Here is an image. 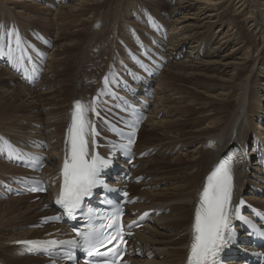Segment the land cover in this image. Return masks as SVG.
<instances>
[{
  "label": "bare ground",
  "instance_id": "1",
  "mask_svg": "<svg viewBox=\"0 0 264 264\" xmlns=\"http://www.w3.org/2000/svg\"><path fill=\"white\" fill-rule=\"evenodd\" d=\"M21 2L27 3L28 1L21 0ZM56 3H59L57 6V15L59 16L58 19L55 17L57 19L55 24H72L82 16L85 21H80L77 24L76 28H80V30L75 32L71 30L72 32L67 33H64L65 31L60 32L56 40L48 32L45 34L46 39L43 35L36 37L33 41L35 47L32 50H34L33 54L37 57L30 58L27 62L32 63V65L38 63L40 61L39 50L43 47L45 49L46 47L47 49L50 47L56 49L53 57L56 54V56L61 55L60 46L67 41V44L62 47V55H65L66 58L57 66V68L63 67V70H53V73L49 74V67L48 72L43 74L37 87H46V93L37 92V87L32 91L30 88L17 86L11 92L3 91V88H0V118H3L2 120L6 119V121L10 120L8 124L0 127V131L10 134L14 126L20 125L16 119L12 118L16 114H25V117H22L23 119L33 118L32 116H34L33 119L36 120V122L33 121L34 125L32 123L24 124L30 127L28 130L21 132L26 134L27 131H30L37 135L36 137L45 138L47 145L50 147L51 158L48 160L49 168L43 172V175L48 179L59 180L57 170H59L60 161L58 157L62 158L63 154L64 136L70 119L69 111L72 112L75 101L90 105L92 97L99 94V92L102 93L101 101L98 103L99 106L104 105L103 101L107 102L108 99H115L105 88L101 87L102 78L109 71L107 66L112 65L113 62L109 60L106 64L107 70L101 73L98 70L100 68L99 60L101 59V63H103L105 62L103 57H107L108 54L109 58L116 56L115 52L113 53V45L119 44L115 40L116 34L120 35L126 29V25L121 23V18L129 20L136 28H143L142 31L137 33L133 31L128 34L127 31L125 37L129 41L128 47L133 50L132 53L135 56L138 55V64L135 62H132V64L127 63L125 65L126 70L121 71L119 68L115 70L123 75H131L139 67V64H146L147 61L156 60L161 56L168 60L167 65L169 68L162 76L161 85L157 84L158 89L160 90V86L162 87L164 84L167 87L166 90H173L175 96L181 97L184 95V98H181H183L182 101L186 100L183 103L185 107L190 106V103H195L201 108L198 111L193 109L183 110L180 114L184 119L181 118L182 120L178 122L167 124L168 126L163 129L172 131L178 128L177 138L181 139L180 141L170 144L160 141L149 148L142 149L144 143L142 135L147 127L143 126L139 133L140 138L135 154L138 153L136 155L138 158L136 165L139 164L140 168L137 170L132 169L130 173L134 177H143L144 179L139 186L134 185L131 180L128 183L124 180L121 182L126 187V191L131 192L132 197L137 196L139 200V204L127 207L130 212L126 220L128 222L135 221L144 210L148 209H156L157 212L168 213L169 215H164L157 220L156 224L158 226L145 227L137 232L131 245L138 246V250L143 252L144 258L149 257L147 255L150 254H154V258L151 261H142L140 258L135 260L134 264H186L192 238L194 210L198 204V193L202 191L206 177L216 163L221 159L231 158L233 203L246 192L245 195L253 194L254 189L249 190L250 192L246 190L251 155H253V158H259L260 164L259 161H256L254 166H256L257 171L259 166L261 170L259 173L264 174V138H262L264 136V56L254 58L255 49L253 44L248 41L245 32V28L249 27V30L261 34L264 38V0H64L62 4L57 0H49L51 6ZM143 9L152 12L150 20L144 19ZM167 10H169V14H166ZM5 11V6L0 3V13ZM154 17L157 19V24H154ZM34 23L35 21H32L31 24L35 25L36 23ZM96 24L98 26L103 25V30L92 32V30H96ZM6 25L11 26V23L8 21L4 24L0 21V29H4ZM18 25L21 28L25 27L20 21ZM167 27L170 28L173 42L169 41V46L166 45L168 47L165 48L163 40L165 37L164 31ZM22 30L25 36L29 35L28 31L31 32V29ZM214 30L216 31L214 32ZM16 31L13 30V33H16ZM179 32H182L183 35L175 38V35L180 34ZM138 33L141 34L138 35ZM9 34L3 32L0 36V60L4 64H9L12 61L16 66L21 62L20 57H15L16 51L12 48V50L9 49L4 43L10 38ZM34 35L36 36V34ZM150 37H157L158 39L149 40ZM24 41V45L27 46L29 43L26 40ZM152 41L153 43H151ZM153 45L156 48H153ZM8 46L11 47L9 44ZM226 47H228V51H231L220 58L222 50ZM96 49L99 50L98 55L93 53ZM164 49L167 55L163 53ZM187 49L189 50L186 53L187 55L185 54L186 60L177 62L181 60ZM118 51L121 54H129L133 57L130 53H127V50L124 53L121 49ZM196 60L200 61L196 62ZM50 63L53 64L51 60ZM54 69H56V66ZM11 72L13 75H10L8 71H4V77L0 78L4 88L9 86V79L14 83L21 80V85L23 84L22 78L16 76L12 70ZM113 74L114 71H111V77L114 81ZM250 74L251 79L247 81L245 77ZM180 82H189L192 85L190 89L195 94L189 95L184 92L186 88L180 87ZM51 87L55 89L52 90ZM27 92L29 93L28 96ZM28 97L32 98V102H29ZM232 97H237V100L236 107L231 113L230 99ZM58 98H63V100L61 99L64 101L63 106H60L61 101V103L57 102ZM161 99L159 97L157 102ZM163 101L167 106H165L166 109L170 108L171 99H164ZM38 106L48 109V115L51 117L58 115L61 117L60 124L56 133L54 131L53 137H51L52 135L50 138L46 137V132L53 126L44 124L43 116L45 112L43 110L37 113L33 112V109L38 108ZM204 111L209 115L198 117ZM88 117L91 122L94 121V115L91 111H89ZM207 123L210 127H203ZM187 126L192 128L193 132L184 131L183 129ZM40 127H44L43 130ZM10 135L6 138L3 137L2 140L0 139L1 159L8 150H14V146L8 147V141H13L15 144L22 146L29 144V140L24 137L25 135L15 139L11 138ZM185 138H188V140H184ZM90 139H92L91 136ZM147 139V142H151L152 140H159V137L150 134ZM98 142L99 144H108L105 140H98ZM177 144L181 145L182 148L194 145L195 150L191 151V156L188 153L186 158L177 156L174 160H170L163 156L160 157L161 159L149 161L148 158H152L154 152L160 155L167 152L171 153L175 150ZM252 146H254V150L250 153L247 150ZM146 151L149 157L142 158L141 155ZM3 166L4 164L1 163L0 171L8 174L7 170L4 171L8 168ZM126 168L128 167L126 166ZM148 180L150 181L146 182ZM1 182L3 183L2 179H0V185ZM162 184L164 187H162ZM160 187L161 189H159ZM250 198L255 197L251 196L247 199ZM49 200L32 205L26 204L29 201L27 198L7 202L11 205L5 209V215L19 212L20 215L26 213L28 218L25 217L27 219L25 222L22 220L23 223L19 224L18 230L10 227L15 223L10 224V226L7 223L8 225L2 226L0 229V259H5L4 255L8 254L14 256V258L5 260L3 263H51L42 256H38L36 259L23 257L22 255L29 251V247L14 248L9 247V245L28 240L49 241L57 238L67 240L71 237L72 229L68 228L66 224L60 226L58 223L45 226L40 231L41 234L28 231L26 233L23 231V235L19 233L22 230L21 228L28 225V220L36 221L40 218L41 223L43 217L54 214L52 212H55V210H48ZM140 200H143V204ZM261 207H264V204ZM58 213L56 212V214ZM16 217L18 218L19 214ZM8 218L10 216L7 219L5 218L6 221ZM11 219L8 221L12 223L13 219ZM17 223L21 222L17 221ZM52 234L55 236L50 237ZM262 251L264 252V249ZM135 256H137V252ZM158 257H163V259L156 261ZM131 258L133 259V257ZM79 260L81 263L82 258ZM242 263L240 262V264ZM57 264L66 263L57 262Z\"/></svg>",
  "mask_w": 264,
  "mask_h": 264
},
{
  "label": "rangeland",
  "instance_id": "2",
  "mask_svg": "<svg viewBox=\"0 0 264 264\" xmlns=\"http://www.w3.org/2000/svg\"><path fill=\"white\" fill-rule=\"evenodd\" d=\"M27 1L28 2L25 3V2H21V0H0V3H2V6H5V8H6V11L5 12L0 13V21L2 23H4V24L9 21L11 23V26H12L11 27V26H7L6 25V27L4 29H0L1 30L0 31V36L2 35L3 32L4 33L6 32V34L11 33V35H9L10 38L7 41H4V43L7 46H8V44L11 45L10 48H12L15 51H16V48H17L16 42H15L17 36H19L21 42L23 40H26L27 43H29V44H27V47L30 49L28 51V53H29V55L34 56L35 55V54H33V51L34 50H32V49H33V47H35L34 46L35 43L33 41L36 39V37H39V36L43 35V37L45 38V34L48 32V33H50V35L52 36V38L54 40H56L57 39L56 37L59 36L60 32H64L65 31L64 33H67V32H70L71 30L73 32L80 30V28H76V26H78L77 24H79L80 21H83V22L85 21V19L82 18L83 17L82 16L81 18H78L72 24L70 22H69L70 24H68V23H58V24H55L56 21H57V19H58L57 17L59 16V15H57V11H58L57 10L58 9L57 6L59 5V3H56L55 5L51 6V5H49V0H42V1L41 0H36V1H34V0H27ZM59 1L62 4V2L64 0H57V2H59ZM151 13H152L151 11H149L147 9H143L144 19L150 20V14ZM169 13H170L169 10H167L166 14H169ZM154 18H155L154 24H157V19H156V17H154ZM19 21L21 23H23V25L25 27H22L21 28V26L18 25L19 24ZM32 21H35L36 24L34 23L35 25H32L31 24ZM121 23H124L126 25V29H125V32L124 33L121 32V29H120L121 34L120 35L116 34L115 40L119 43L118 45H116V44H115V46L113 45V53L115 52L116 56L115 57H112L111 56V58H109L108 57L109 54H108L107 57L106 56L103 57V60L105 61L103 63H101L102 60L100 59L99 60L100 68L98 70L102 73V72L106 71L107 69H109V71H107L108 73H107L106 76H108L109 79H110V85H111L110 88H109L110 90L111 89H113L115 91L118 90L117 84H119V87L122 89L123 92H125V86L123 85V83H125L126 80L124 78L128 79L129 82L132 83L130 81V79H131L130 77L132 76V74L131 75L130 74L129 75L128 74L127 75H123L121 72L116 71L115 69L116 68H119L121 71H124V70L127 69L126 66H125L127 63H131L132 64V62H135L136 64H138V55L135 56L132 53L133 50L128 47V45H129L128 42L129 41L125 37H126L127 31H128V34L130 32L132 33L133 31H135L137 33V32L142 31L143 28L141 29V28L134 27L133 24L129 20H126L124 18H121ZM13 26H15V27H13ZM17 26L19 28H21V29H19ZM243 26L245 27V25H243ZM22 29H24L25 31L28 30V29H31V32L28 31L29 32V35H26L25 36L24 35V31ZM245 29L244 30H245V32H246V34L248 36V41L253 44V48L255 49V52H254V55H253L254 58L264 56V38H262L263 36L261 34H259V33H255L253 30H249V27L248 28H245ZM13 30H17L16 33L15 32L13 33ZM102 30H103V25L102 26H98V24H96V30H94V31L92 30V32H100ZM215 31L216 30H214V32ZM117 32H118V28H117ZM179 33L180 34L175 35V38L181 37L183 35L182 32H179ZM34 34H36V36ZM140 34L138 33V35H140ZM107 35H108V33H107ZM164 35H165V37H164V40H163V46L165 48H167L169 46V41L170 42L171 41L173 42V37L171 36L170 28L167 27V29L164 31ZM150 39L151 40H153V39L154 40H157L158 38L157 37L156 38L155 37H150L149 40ZM8 41H9V43H8ZM149 42H148V44H149ZM151 43H153V41ZM65 44H67V41L64 42L62 46H60V53H61V55H59V53H58L59 56H56L57 55L56 54L53 57L54 53L56 52V49H54L53 47H52L53 49L51 47L48 48V49H47V47H46V49H45V47H43V48H41L39 50L40 56L42 58V67L44 69V74H45V72H48L49 67H50V73L49 74H52L53 73V70H60V71L63 70L62 69L63 67L62 68H57V66L63 60H65V58H66L65 55H62V53H63V48L62 47ZM166 45H168V46H166ZM153 48H156V47L153 45ZM120 49H121V51H123V53L126 52V50H127V53H130L134 58L131 57L129 54H127L128 56L125 55V54H121L120 51H118ZM188 50L189 49L186 50V52L184 53V56L181 58V60H178L177 62H181V61H185L186 60L187 57H185V54L188 52ZM98 51L96 49L95 51H93V53L96 54V55H98ZM230 51H228V47H226L224 50H222V54H220V58L223 57L224 55H226L227 53H229ZM163 53H166V55H167V52H166L165 49L163 50ZM237 58H239V57H237ZM237 58H234V59H237ZM50 60H51V62H53V64L50 63ZM109 60L112 61L113 63L110 66L108 65L107 66L108 68H107L106 67V64H107V62ZM199 61L200 60H196V62H199ZM159 62L161 63L162 68H160L158 70V73L153 77V79H151L152 84L150 85V87L153 90L154 101L152 103L150 102V106L148 108V112H150L149 113L150 118H149L147 124L145 125V127H147L146 128V131L142 135V137L144 138V143L142 144V149L149 148L150 146H153V145H155L156 143H158L160 141H164V143H166V144L175 143L177 141H180L181 139L177 138L178 137L177 134H179V132L177 131L178 128H176V129H174L172 131H166V130H163V129L165 128V126H168L171 123L173 124V122H178V121L184 119L183 117H181L182 114H180L183 110L193 109L194 111H198L201 108L199 105H197L195 103H190V106L188 105V106L185 107V105L183 103L186 100L184 99V101H182V99L184 98V95L181 96L183 98H181L178 95L175 96V94H173V90H171V89L166 90L167 87H165L164 84L162 85V87L160 86V88H161L160 90L158 89L157 84H160L161 85V83L163 81L162 76H163L164 72L169 68L168 65H167L168 60H165L163 57L160 56ZM96 63H97V61H96ZM0 65H1V67H0V78L1 77H4V71H8L10 73V75H13L12 72H11V70L14 72V74L16 76H18V74L13 70V68H11V66L9 64H7V63L4 64V62L0 60ZM55 66H56V69H54ZM8 69H10V70H8ZM140 69H142V68H141V66L139 64V67L136 69L135 73L136 72H139ZM111 71H114V74H113L114 79H115L114 81L112 80L113 78L111 77ZM117 74H121L124 77L123 78L121 75H119L123 79V81L118 78V75ZM250 76H251V74L249 76L245 77V79H247V81H249L251 79ZM103 78H102V81H103ZM19 81H20V83H19ZM19 81H18V83H14L12 80L9 79V81H8L9 86H7L5 88L2 85V82L0 81V88H3V91H9V92H11L14 87H17L18 86V87H24V88L26 87L28 89L30 88V89H32V91H34V89L37 87V84H38L37 83L34 86H29V85H26L23 82V84L21 85L22 81L21 80H19ZM96 83H97V81H96ZM179 86L180 87L182 86V87L186 88V89H184V92H186L187 94H189V95L190 94H192V95L195 94L194 91L190 89L192 87V85L189 82H186V83L180 82L179 83ZM45 88L46 87H37L36 88V91L37 92L46 93L47 90ZM50 89L54 90L55 88L54 87H51ZM157 89H158V91H157ZM26 94L28 96L29 93L27 92ZM157 97L158 98L159 97L162 98L161 101L157 102V99H158ZM58 99L59 100L56 99L57 102L58 101H59L58 103H61L62 102L63 104L61 103L60 106H63L64 105V101H62L63 98H58ZM164 99H168V100L171 99V101H170V108L166 109L167 106L165 105V103L163 101ZM31 100H32V98H29V102H32ZM155 100H156V102H155ZM236 100H237V97L236 98L232 97L230 99V102H231L230 105H231V108H232V110L230 111L231 113L234 111V109L236 107ZM105 104H107L105 106H110V105L113 106V107L116 106V103L114 101H112V100L107 101V103H105ZM58 107H55V108H58ZM42 110H43V112H45V114L43 116V122H44V124H50V125L53 126V128H51L50 130H48L46 132V137L50 138L51 135H52L51 137H53V135L56 133V131L58 129V125L60 124V120H61L60 118L61 117L59 115L56 116V117H51V116L48 115V109H44V107H39V106H38V108L33 109V112L34 113H37L39 111L41 112ZM102 112H103L104 115H107V113L109 111L107 109H105V107H104V108H102ZM151 112H152V117H151ZM69 113H70V111H69ZM24 115L25 114H19V115L16 114L15 116H13L12 118L13 119H16L19 122L18 124H20V125L19 126H14L12 128V130L10 131L11 133L6 129V131H8L11 135L10 134H6L4 131H0V139L2 140V139H4L3 137L6 138V136H8V135H10L11 138H14V139L17 138V137H19V136H21V135L22 136L25 135L24 137H26V139L29 140L28 141L29 142V145H30L31 142H39V141H42V142H45L46 143L45 138H43V137L42 138L41 137L40 138L39 137H36L37 135H34L33 132L27 131L26 134H22L21 131L24 132V131L28 130L29 127H30V126L24 125V124L32 123V125H34V122L33 121L36 122V120L33 119L34 116H32L33 118H31V117L30 118H27V119L24 118L25 119L24 120L22 118V117H25ZM205 115H209V114L204 111V112L200 113L198 115V117H200V116L202 117V116H205ZM26 116L29 117L30 115H26ZM219 117H221V116H219ZM2 119L3 118H0V127H3V125L8 124V122L10 121V120L6 121V119L5 120H2ZM203 127L208 128V127H210V125H208V123H207ZM43 128L44 127H42L41 129L43 130ZM16 129H20V130H16ZM101 130H102V128H101ZM183 130L186 131V132H188V133L190 131L193 132L192 128H190L188 126L185 127ZM54 131H55V133H54ZM102 132L104 133V131H102ZM31 134L34 135V136H32ZM150 134L151 135L158 136L159 137V140H152L151 142H147V140H148L147 138L150 136ZM262 138H264V136ZM51 139H53V138H51ZM184 140H188V138H185ZM54 141H55V139H54ZM10 142H13V141H10ZM8 145H10V144L8 143ZM253 148H254V146H252L250 149L248 148L247 151H249L251 153L254 150ZM193 149H194V145H191V146L182 148L181 145L177 144V147L171 153L170 152H167L166 154H161L160 155V154H156L154 152L153 155H152V158H150L149 155L147 154V151H146L143 154V157H149L148 159H149L150 162L152 161V159L158 160V159H161L163 156H164V158L166 157V158H168L170 160H174V158H176L177 156H182L183 158H186L187 155H188V153H189V155H190V153H192L191 151H193ZM42 153H44L45 155H47L49 157L48 160H50L51 155H50V151L48 150L47 143H46V146L43 149V152ZM256 161L258 162L259 161V158L258 157L253 158V155H251L250 156V163H249L250 165L248 166V176H247L248 183H247L246 190L248 192H250L252 189H254L253 194L245 195V194H247V192H246V193H244L241 196H243L244 199H246L250 204L254 205L255 207H257L259 209H264V207H261L264 204V174L263 173H261V174L259 173L261 171L259 166H258V171L256 170V166H254V164H255ZM1 163L4 164L3 167L8 168V169H5L4 170V171L7 170L8 174L7 173H3V171H0V179H2V181L5 182V183L12 182V180L14 178L19 177L20 174L22 173L19 168L13 166L10 162H8L6 160V157L5 156H3L2 159L0 158V164ZM123 163L125 164V162H123ZM259 164H260V161H259ZM7 165H10L11 167L10 166H7ZM139 168H140V166H139V164H137L136 167H135V170H137ZM11 172H14V173H12L13 175L11 174ZM139 178H140L139 180L132 181V183L134 185H136V186L141 185L144 178L143 177H139ZM149 181L150 180H148L146 182H149ZM1 185H0V187H1ZM162 187H164L163 184H162ZM159 189H161V187ZM251 196H253L255 198H253V199H251V198L250 199H247L248 197H251ZM134 197H137V196H134ZM18 199L19 198H14V197H11V196H8V197H5V198H0V207H1L0 208V229L2 228V226L4 227V226H6L8 224H9L8 226H10V224L15 223V224L11 225L10 227L15 228V229L18 230L17 227L20 226L23 223V221L25 222V220H27L26 218H28V215L26 213L25 214H21V215H20L19 212L9 213V214H6V215L4 214V211L7 208V206L10 207V205H11V204H7V202L8 201H11V200H18ZM27 199L29 200L26 203L27 205H30V204L31 205L32 204H41L43 201H46V200L50 199V196L49 195L39 196V197L32 196V197H28ZM140 201H141V204H143V200H140ZM48 202H49V205H51L50 204V200ZM138 202H139V200H137L134 205L139 204ZM2 206H4L5 208H3ZM2 209H4V210H2ZM48 210H52V209L48 208ZM149 210H151V209L144 210V211H149ZM53 213L54 212H52V214ZM14 214L16 216L19 214V217L20 218L18 217L19 218L18 219ZM155 214H157V215L154 216ZM167 214L168 213L162 214V212H159V211L158 212L156 211V212L152 213L151 214V217L149 218L148 222L143 226V228H145V227H151V226H158L156 224L157 220H159L162 216L167 215ZM8 215L10 216V218H8V220H10L11 218L13 219V220L11 219L12 220V223H11V221H8V220H7L8 222L6 221L7 217H9ZM22 215H23V217L21 218ZM13 216H15V217H13ZM15 218H17L18 220L17 219L15 220ZM14 220L16 222L17 221H20L21 223H17L18 224L17 225ZM39 220H40V218H38L36 221H33V220L32 221L31 220L29 221L28 220V223H27L28 225L25 226L24 228H21L22 230L19 233H21L23 235V231H25V233L28 231L30 233L37 232V233H40L41 234L40 231H42L43 229L39 225ZM3 221H4V223H3ZM15 225H16V227H15ZM143 228L140 229V231L143 230ZM9 247L19 248L21 246H16L14 244H10ZM4 256H5V259H3V258H2V260L0 259V263L1 264H5V263H3L5 260L14 258V256H10L9 254L8 255H4ZM22 256L25 257V258H27V257H30V258H33V259H36L37 258V257L31 255L30 253H26V254H24ZM147 256H149V257L144 258L143 252L140 251V254L136 257L135 260L141 258L142 261H145V260L146 261H151V259L154 258V254H150V255H147ZM162 259H163V257H160V258L158 257L156 259V261H159V260L161 261ZM78 262H79V260L76 261V263H78ZM28 264H35V263L34 262H30L29 263L28 262ZM140 264H142V263H140Z\"/></svg>",
  "mask_w": 264,
  "mask_h": 264
},
{
  "label": "snow or ice",
  "instance_id": "3",
  "mask_svg": "<svg viewBox=\"0 0 264 264\" xmlns=\"http://www.w3.org/2000/svg\"><path fill=\"white\" fill-rule=\"evenodd\" d=\"M20 43V38L17 36V47L20 46ZM105 84H107V77ZM89 111L99 116L95 100L90 105L81 101L74 102L70 124L65 134V155L60 172V190L55 198V204L63 209V213L67 217L73 219L77 210H82L85 198L90 197L95 188H107L101 179V173L110 165V161L95 151L91 153L89 151V137H93L92 144L95 145L94 138L98 135L94 124L88 117ZM135 123L129 126L135 128ZM133 136L134 132L130 133L128 144H121L118 147L130 151V145L135 142ZM33 190L44 191L45 189L34 188ZM232 192L233 172L229 157L216 163L210 174L207 175L202 191L198 193V204L194 210L192 238L186 264H220L221 252L234 242L236 237L232 226L233 219L251 224V221L241 215L240 209L244 205V201L241 200L239 205L233 207ZM127 195L128 193L125 192L124 196ZM86 216L90 222L102 218L106 219L107 223H101L98 226L90 223L87 230L83 231L74 228L76 239L28 240L20 243L29 246V251L47 250L55 245L79 247L88 257L85 264H121L123 255L121 245L126 243L123 238V209L116 206L110 215L100 217L96 210L89 208ZM49 219L58 220L59 217ZM108 229H113V232H108ZM113 241L116 243L113 244ZM108 245L113 246L108 247ZM109 256L111 259H108ZM64 258L71 261L75 259V255L73 252L67 251L64 253Z\"/></svg>",
  "mask_w": 264,
  "mask_h": 264
}]
</instances>
